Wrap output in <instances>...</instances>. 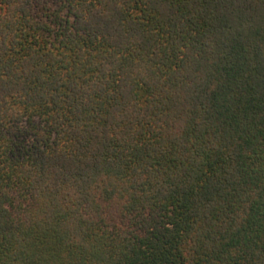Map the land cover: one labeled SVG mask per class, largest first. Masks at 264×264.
I'll return each mask as SVG.
<instances>
[{
    "label": "trees",
    "instance_id": "16d2710c",
    "mask_svg": "<svg viewBox=\"0 0 264 264\" xmlns=\"http://www.w3.org/2000/svg\"><path fill=\"white\" fill-rule=\"evenodd\" d=\"M0 264H264V0H0Z\"/></svg>",
    "mask_w": 264,
    "mask_h": 264
}]
</instances>
